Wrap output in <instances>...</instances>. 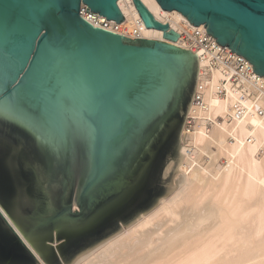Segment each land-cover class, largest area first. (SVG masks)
I'll use <instances>...</instances> for the list:
<instances>
[{
    "label": "water",
    "instance_id": "95a60500",
    "mask_svg": "<svg viewBox=\"0 0 264 264\" xmlns=\"http://www.w3.org/2000/svg\"><path fill=\"white\" fill-rule=\"evenodd\" d=\"M147 27L183 43L134 0ZM178 10L264 76V0H158ZM119 0H0V132H13L46 173L41 219L48 237L0 198V264L16 244L37 264H79L139 222L183 184L181 130L196 91L198 56L154 40H131L80 15L121 22ZM20 137V138H19ZM44 171V170H43ZM79 184L73 199L77 180ZM7 216H6V214ZM69 223L83 230L64 232ZM53 242V243H52Z\"/></svg>",
    "mask_w": 264,
    "mask_h": 264
},
{
    "label": "bare ground",
    "instance_id": "6f19581e",
    "mask_svg": "<svg viewBox=\"0 0 264 264\" xmlns=\"http://www.w3.org/2000/svg\"><path fill=\"white\" fill-rule=\"evenodd\" d=\"M141 1L185 44L147 27L134 0L118 2L123 35L197 53L181 33L204 34V23L196 26L158 0ZM198 61L196 91L180 134L183 184L79 264H264V76L235 82L223 66H210L207 57Z\"/></svg>",
    "mask_w": 264,
    "mask_h": 264
},
{
    "label": "flooded vegetation",
    "instance_id": "af4514ba",
    "mask_svg": "<svg viewBox=\"0 0 264 264\" xmlns=\"http://www.w3.org/2000/svg\"><path fill=\"white\" fill-rule=\"evenodd\" d=\"M15 135L13 132H0V198L11 211H26V223L39 227L37 236L45 239L48 237L46 228L50 225L34 219L42 218L48 209L42 184L46 168L36 151L22 138L16 140ZM71 224L63 228L69 236L83 230V223L77 225L79 229Z\"/></svg>",
    "mask_w": 264,
    "mask_h": 264
},
{
    "label": "built area",
    "instance_id": "2783aa9c",
    "mask_svg": "<svg viewBox=\"0 0 264 264\" xmlns=\"http://www.w3.org/2000/svg\"><path fill=\"white\" fill-rule=\"evenodd\" d=\"M88 7L84 3L80 6V15L85 20L95 27L123 35L121 32L125 29L120 22L117 23L115 20L107 19L106 16L100 15V13L95 14ZM181 34L183 39L191 46V49L200 54L198 56L207 57L212 67L223 66L225 72L227 74L230 73L233 81L238 82L241 78L249 79L252 76L258 75L249 60L232 51L228 46L218 43L217 39L209 32L202 34L200 30H185Z\"/></svg>",
    "mask_w": 264,
    "mask_h": 264
},
{
    "label": "rangeland",
    "instance_id": "374dc122",
    "mask_svg": "<svg viewBox=\"0 0 264 264\" xmlns=\"http://www.w3.org/2000/svg\"><path fill=\"white\" fill-rule=\"evenodd\" d=\"M78 184H79V178L77 180L75 193H74V199H73L74 209H79V206L77 204H75V196H76ZM54 241H55L54 242L55 244L53 242L52 243L54 246H56V244L58 245L59 243L65 241V239H61L58 242H56V240H54ZM6 252H8L7 254H9L13 258L14 264H37L29 255H27L24 251H22L16 244H13V245L11 244L9 247H7ZM58 256H59L61 262L63 264H65L61 255L58 254Z\"/></svg>",
    "mask_w": 264,
    "mask_h": 264
}]
</instances>
